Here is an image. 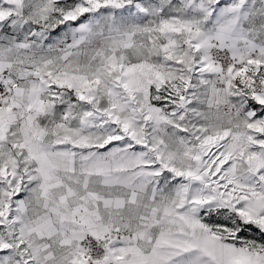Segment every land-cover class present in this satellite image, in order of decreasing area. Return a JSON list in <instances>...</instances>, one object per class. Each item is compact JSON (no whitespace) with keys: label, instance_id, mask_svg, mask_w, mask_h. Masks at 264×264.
I'll use <instances>...</instances> for the list:
<instances>
[{"label":"rangeland","instance_id":"rangeland-1","mask_svg":"<svg viewBox=\"0 0 264 264\" xmlns=\"http://www.w3.org/2000/svg\"><path fill=\"white\" fill-rule=\"evenodd\" d=\"M59 2L49 15L44 0L15 4L32 18L14 19L12 34L43 47L4 54L23 53L29 72L32 57L47 50L44 60L55 57L50 69L64 81L34 76L42 85L28 92L34 103L27 116L0 109V264H78L72 247L85 233L102 235L157 213L190 219L185 175L174 178L167 149L156 146L192 139L188 114L163 106L154 88L174 80L189 88L197 75L210 76L208 40L220 37L197 14L236 10L221 0H192L190 11L175 0ZM199 216L193 235L208 251L216 250L209 232L231 243L226 251L239 248L241 264H264L263 233L244 230L226 209L218 218Z\"/></svg>","mask_w":264,"mask_h":264},{"label":"crops","instance_id":"crops-1","mask_svg":"<svg viewBox=\"0 0 264 264\" xmlns=\"http://www.w3.org/2000/svg\"><path fill=\"white\" fill-rule=\"evenodd\" d=\"M17 1L0 0V73L8 71L15 78V98L7 100L0 109H5L2 113L16 115L21 108L24 112L20 114L27 116L34 103L31 99L34 97L28 92L32 87L42 85L34 76L47 75L46 82L56 86L64 80L61 74L50 69L55 64V57L44 60L47 50L38 51L32 57L36 67L29 72L24 69L29 58L23 53L4 54L12 47L19 50L37 43L17 41V34H12L14 19L32 18L17 9ZM44 1L49 15L61 0ZM230 1L236 9L231 16L197 14V18L214 22L215 32L221 40L216 36L211 38H217L236 57L244 60L248 72L235 81V70L232 69L226 86L216 89L212 77L217 66L209 63L210 76L200 78L197 75L196 81L187 82L188 122L185 125L191 128L192 139L156 145L161 149L160 153L167 149V162L174 164L170 174L174 178L185 175V193L192 199L185 210L191 217L181 219L173 213L162 218L157 213L140 224L121 225L131 228L135 234L133 238L112 244L110 251L119 257L117 264H241L242 251L239 248L234 252L226 251L229 242L208 232L206 236L216 244L215 251H208L200 238L193 235L194 229L202 225L199 220L201 210L203 215L211 213L218 218L226 209L242 220L264 228V0H221L222 3ZM175 2L185 5L184 10H194L192 0ZM70 8L75 15L79 7L74 4ZM64 16L70 17L65 13ZM86 33L78 32L80 36ZM36 46L43 47V44L37 43ZM254 50H258V54L250 58ZM29 75L33 78H27ZM30 83L32 86H28ZM226 97L244 108L242 116L226 115L221 111L219 105ZM203 134H207L205 140ZM180 163L184 164L183 168L177 166ZM176 205L170 204L169 207L172 206L174 211Z\"/></svg>","mask_w":264,"mask_h":264},{"label":"built area","instance_id":"built-area-1","mask_svg":"<svg viewBox=\"0 0 264 264\" xmlns=\"http://www.w3.org/2000/svg\"><path fill=\"white\" fill-rule=\"evenodd\" d=\"M208 52L211 62L217 66V72L212 77L213 86L216 89L224 88L229 80L231 70H235L234 80L239 79L248 72V67L244 60L236 57L233 52L223 46L217 38H211L208 44ZM258 54L254 50L249 57ZM15 78L8 72L0 73V108L6 101L15 98L14 92ZM154 95L160 103L168 108L176 110L177 114L185 116L188 110L186 101V86L181 81H169L168 83L155 87ZM77 100H74L76 102ZM219 108L226 115H243L244 108L239 106L230 97L225 99ZM135 232L131 228L116 226L102 235L85 233L72 247V252L77 256L78 264H117L119 257L110 251L114 242H119L127 238H133Z\"/></svg>","mask_w":264,"mask_h":264},{"label":"trees","instance_id":"trees-1","mask_svg":"<svg viewBox=\"0 0 264 264\" xmlns=\"http://www.w3.org/2000/svg\"><path fill=\"white\" fill-rule=\"evenodd\" d=\"M60 3V2H59ZM58 3V4H59ZM230 213V215L236 219L237 223L239 224V226H241L244 230H251V231H255V232H261L264 234V228L252 221H244L242 220L238 215L234 214L231 211H227ZM209 215L211 216V218H214V215L209 213Z\"/></svg>","mask_w":264,"mask_h":264}]
</instances>
